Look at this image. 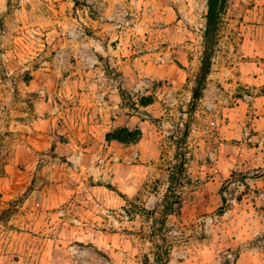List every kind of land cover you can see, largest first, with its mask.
<instances>
[{"label": "rangeland", "instance_id": "1", "mask_svg": "<svg viewBox=\"0 0 264 264\" xmlns=\"http://www.w3.org/2000/svg\"><path fill=\"white\" fill-rule=\"evenodd\" d=\"M206 12L207 0H0V264H264V0H228L191 112ZM112 90L120 123L106 136L128 126L139 141L71 142V113ZM74 152L87 156L70 164Z\"/></svg>", "mask_w": 264, "mask_h": 264}, {"label": "trees", "instance_id": "2", "mask_svg": "<svg viewBox=\"0 0 264 264\" xmlns=\"http://www.w3.org/2000/svg\"><path fill=\"white\" fill-rule=\"evenodd\" d=\"M227 2L228 0H207L205 27L202 34V43H201V56L198 60V67L194 74V81H193L194 85L193 88L191 89V100L189 104L191 112L195 110L197 103L200 101L203 90L206 85V81L211 72L212 56L215 51V46L220 31L222 15L226 8ZM139 104L141 107L145 108L151 104V101L141 99ZM188 129H189V124L185 123L183 127L177 131L176 138L174 141L175 147L177 149L180 148L182 145H184V141L186 139V136L188 135ZM140 136L141 133L139 130L132 132L128 128L123 127L113 132L111 135H107L106 141L107 142L116 141L118 143H124V144H135L139 141ZM176 160L178 163L175 167L176 170L180 172L182 171L183 168V162L180 161V158L177 156V154H176ZM176 187H177L176 182L174 183L171 182V184L168 186L166 190L164 196V203H165L164 211H166V213L167 212L170 213L175 205H179V198L174 193ZM219 194L222 202V206L220 208V212H221L223 205L226 203V200L223 196L222 189L220 190ZM166 215L160 220L158 231L162 230L165 224ZM152 228L153 230L156 229V224L153 223ZM158 257H159V264H163L162 263L163 256L160 254Z\"/></svg>", "mask_w": 264, "mask_h": 264}, {"label": "crops", "instance_id": "3", "mask_svg": "<svg viewBox=\"0 0 264 264\" xmlns=\"http://www.w3.org/2000/svg\"><path fill=\"white\" fill-rule=\"evenodd\" d=\"M255 54H258L257 52ZM118 90V89H117ZM117 90L111 91V98L113 99L112 103H109L103 99L100 101V96L95 104L93 103L91 109H84V108H76L75 111L71 113V117L73 120V125L70 130V133L67 134L68 139L73 142L74 137H79V140L86 141L87 144H93L96 142H100L102 138H105L106 134L109 133L110 127L112 125H116L120 123V118L115 113V109L118 108L119 104V93ZM104 94V92H102ZM108 93V92H105ZM98 115V116H97ZM107 117L112 118L110 121H107ZM56 119V118H55ZM54 119V120H55ZM50 120V121H49ZM47 126H53V120L47 119L46 121ZM50 124V125H49ZM125 125H128L127 123ZM51 127V126H50ZM128 128V126H123ZM61 129H64L63 126H60ZM67 132L68 130L65 129ZM56 134L60 135L61 131H57ZM45 140H48L50 143L57 144L55 139L51 137H44ZM47 138V139H46ZM75 141V140H74ZM75 144H78L76 141ZM77 148V145H74ZM71 147V146H70ZM73 149V148H72ZM82 158L86 157L87 155H82L81 152L78 153ZM78 154L76 152L70 153V164H73L74 157L77 160L81 161V157L78 158ZM74 168L76 167L73 165ZM78 167H81V164L78 163ZM79 169V168H78Z\"/></svg>", "mask_w": 264, "mask_h": 264}]
</instances>
